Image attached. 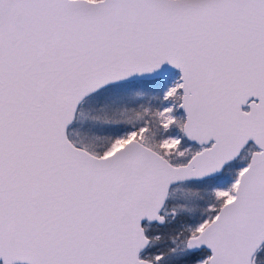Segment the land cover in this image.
Returning <instances> with one entry per match:
<instances>
[{"label":"snow or ice","instance_id":"1","mask_svg":"<svg viewBox=\"0 0 264 264\" xmlns=\"http://www.w3.org/2000/svg\"><path fill=\"white\" fill-rule=\"evenodd\" d=\"M0 264H264V0H0Z\"/></svg>","mask_w":264,"mask_h":264}]
</instances>
